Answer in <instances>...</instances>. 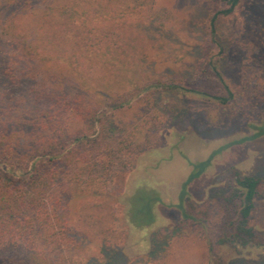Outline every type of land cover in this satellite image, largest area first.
Segmentation results:
<instances>
[{
	"label": "trees",
	"instance_id": "1",
	"mask_svg": "<svg viewBox=\"0 0 264 264\" xmlns=\"http://www.w3.org/2000/svg\"><path fill=\"white\" fill-rule=\"evenodd\" d=\"M203 1L208 16L186 72H159L150 63L148 25L135 19L144 0L132 5L44 0L35 7L38 19L28 21L30 31L24 19L14 21L23 23L19 28L5 29L7 75L34 83L15 99L0 89V264H98L96 245H102L103 259L113 261L119 249L107 247L122 243L126 228L120 210L137 228L157 222V206L164 202L156 189L138 184L118 201L112 186L126 176L138 153L161 143L158 131L165 118L155 111L158 93L194 94L222 106L236 103L224 69L230 53L220 32L232 17L243 15L259 26L256 50L264 52V0ZM122 8L135 14L132 23L118 29L103 25ZM42 27L45 32L38 30ZM260 97L264 116V87ZM134 105L141 111L129 119L126 112ZM252 126L256 132L191 162L180 201L170 205L190 224L186 236L206 242V264L237 263L253 249H264V236L252 224L256 198L264 199V174L232 168L228 184L212 198L186 199L216 154L264 136V124ZM117 220L122 227L116 229Z\"/></svg>",
	"mask_w": 264,
	"mask_h": 264
},
{
	"label": "rangeland",
	"instance_id": "2",
	"mask_svg": "<svg viewBox=\"0 0 264 264\" xmlns=\"http://www.w3.org/2000/svg\"><path fill=\"white\" fill-rule=\"evenodd\" d=\"M0 1L3 5L0 11V89L8 98L15 99L23 96L34 81L26 76L14 80L7 75L10 47L3 33L9 26H22L23 23L15 25L14 21L17 19H24L23 27L30 31L32 26L28 21L38 19L34 13L35 7L43 5L44 0ZM84 1L89 3V0ZM107 1L94 0L97 5ZM144 1L147 4L144 9L141 7L142 10L139 7L140 14L135 15L130 9L125 11L122 8L111 18L104 20L103 25H113L118 29L124 23H132L131 18L135 15L136 20L140 19L148 25L145 27V35L152 45L149 60L154 69L159 72H186L197 56L196 43L201 38L204 19L208 16L206 3L203 0ZM113 2L134 4L133 0ZM45 22L48 27L51 26V22ZM43 28L45 27L38 30L43 32ZM63 29L61 34L58 32L61 39L66 28ZM258 29L259 26L253 20L243 15L232 17L220 28L222 41L230 53L224 69L237 92V101L233 105H218L189 93H158L155 111L165 118L158 131L161 143L155 148L138 153L126 176L113 183L112 195L118 201H123L136 185L143 184L156 189L164 204L157 206V222L144 229L125 222L124 213L120 210L118 216L126 227L124 239L119 245L107 247L109 250L118 248L119 256L113 261L108 257L103 259L102 245L92 246L93 253L99 260L95 263H207L204 257L206 242L198 237L186 236L190 224L182 216L181 209L170 205H176L180 201L182 185L193 169L191 162L205 160L224 144L256 132L253 124H264L263 102L260 97V91L264 87V52L256 50ZM118 39L122 40L121 37ZM140 111V107L134 105L126 114L132 119ZM232 168L262 176L264 136L230 146L216 154L211 165L191 184L186 199L203 203L212 198L221 187L228 184ZM252 224L258 234L264 236V199L261 197L256 198ZM114 227L121 228L122 223L117 220ZM263 258L264 249L258 248L241 256V263L233 264H261Z\"/></svg>",
	"mask_w": 264,
	"mask_h": 264
}]
</instances>
